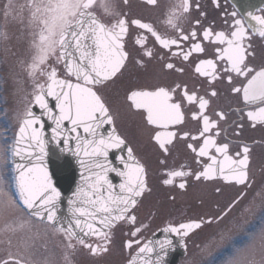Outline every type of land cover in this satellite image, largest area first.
Wrapping results in <instances>:
<instances>
[{
  "label": "snow or ice",
  "instance_id": "6c2138e0",
  "mask_svg": "<svg viewBox=\"0 0 264 264\" xmlns=\"http://www.w3.org/2000/svg\"><path fill=\"white\" fill-rule=\"evenodd\" d=\"M143 3L154 7L158 0ZM121 4L126 7L128 0H27L14 9L9 0L4 9L6 19L11 16L22 26L15 50L7 30H0V53L5 57L0 63L14 61L22 73L7 72L17 86L22 109L15 113L14 135L0 134L3 232L29 233L43 225L48 235L51 229L60 238L62 264H73L78 248L93 256L108 253L115 229L122 225L128 237L123 243L129 250L126 264H137V260L166 264L168 251L174 247V240L167 236L147 242L139 238L148 227L138 226L136 215L140 199L150 191L147 168L118 132L119 111H114L104 91L132 58L127 38L133 26L140 30L134 38L138 66L155 60L168 75L184 74L186 65L195 63L200 84L197 88L195 83L189 87L174 81L130 90L126 95L129 110L139 113L152 130L151 140L163 157L159 162L166 168L162 183L185 189L188 178L197 182L220 179L239 188L217 215L170 224L163 232L179 237L185 252L190 242L199 248L192 236L205 225L220 224L254 183L249 171L251 148L241 138L245 122L253 129H264V7L240 15L235 5L229 12L221 10V0H208L213 10H221L218 25L216 19L208 20V10L200 0H177L165 17L168 31L161 34L141 18L130 19ZM20 45L25 47L21 50ZM258 47L259 64L255 63ZM4 83L7 79L0 75V90ZM221 95L235 99L236 107L212 108L213 100ZM232 116L239 119L232 120L230 128H222ZM3 118H9L6 110ZM192 122L194 127L189 128ZM49 143L73 155L82 170L81 183L67 201L66 216L60 215L61 192L44 164ZM178 144L192 155L196 168L184 164L167 168ZM110 175L119 178V183H113ZM177 178H181L179 183ZM255 195L264 199V184ZM260 223L264 226V219ZM245 235L246 245L233 244V252L222 264H264V227ZM22 243L29 252L27 258L9 250L0 264H57L54 251L38 257L30 251V243ZM185 264H206V259L198 261L193 254Z\"/></svg>",
  "mask_w": 264,
  "mask_h": 264
},
{
  "label": "flooded vegetation",
  "instance_id": "af4514ba",
  "mask_svg": "<svg viewBox=\"0 0 264 264\" xmlns=\"http://www.w3.org/2000/svg\"><path fill=\"white\" fill-rule=\"evenodd\" d=\"M176 2L177 0H158V4L152 7L146 6L143 0H128L126 7L123 4L121 6L130 19L141 18L144 22L151 23L161 34H165L168 31L164 22L165 17L171 6ZM200 3L208 10V20L216 19L218 25L220 23L219 12L223 9H227L230 12L233 10V5H235V10L240 15L247 11H255L258 8L264 7V0H221V10H213L208 4V0H200ZM130 31L131 35L127 38V47L132 53V58L127 62V67L123 70V73L104 91L114 111H119L116 121L118 132L128 139L130 146L134 148L136 157L147 168L146 179L150 191L145 192L136 208L137 225H148L139 234V238L142 242H147L158 233L163 232V229L170 224L178 225L181 222H189L217 215L237 194L239 188L233 187L220 179L197 182L192 178H188L185 189H179L175 185L166 186L162 183V179L165 178L164 173L166 168L159 162L163 157L151 140L152 130L146 126L139 113L129 110V102L126 100V95L130 90L152 89L155 86L170 85L174 81L187 83L189 87L195 83L197 88L200 87V84L194 73L195 63L191 66L186 65L184 74L172 73L168 75L161 71L159 63L155 60L147 62L143 67L138 66L135 63L138 51L137 46L134 45V38L140 30L133 26ZM153 44L154 41L149 35L148 46L152 47ZM211 51L212 49L209 48V54ZM204 58H210V56H205ZM261 62V50L258 47L255 63L259 64ZM201 94H203L202 91ZM211 107L217 110L223 109L228 111L230 107H236V101L228 95H221L218 100H213ZM236 119H239V117L232 116L229 123H222L221 127L230 128L231 121ZM188 127H194V122L189 123ZM227 135L229 139L232 138L231 131ZM241 139L243 143H246L251 148L249 171L254 182L253 186L241 204L233 209L220 224L205 225L201 230L196 232V235L192 236L193 241L202 235H208L213 230L216 232L215 228L217 226L221 229L228 227L231 224L229 219L234 220L251 215L250 211H244V208L247 207L249 209L251 207V203L253 204L251 193L258 182L259 186L264 181V129L259 127L253 129L247 126V122H245ZM181 164L193 169L197 167L192 155L184 151L183 146L178 144L167 161V168H178ZM180 180L181 178H177L176 183H179ZM218 187L222 189V192L218 193L216 191ZM248 203H250V206L247 205ZM236 228L238 229V226ZM125 231L126 228L123 225L115 229L114 244L106 254L93 256L86 250L78 248L72 257L73 264H126V261L129 259V250L123 248L124 241L128 239ZM166 236L175 242V248L170 249L168 255L177 257L176 264H183L190 255L191 242L189 243L187 252H185L178 243L179 237L163 233L160 240ZM48 238L50 240V251H54L58 255V258H60L59 262L62 264L63 248L60 238L52 233L49 234ZM135 252L136 248L134 246L132 253L135 254ZM153 259H155V256H153ZM219 259L222 260V256ZM137 262V264H140L139 260Z\"/></svg>",
  "mask_w": 264,
  "mask_h": 264
},
{
  "label": "rangeland",
  "instance_id": "374dc122",
  "mask_svg": "<svg viewBox=\"0 0 264 264\" xmlns=\"http://www.w3.org/2000/svg\"><path fill=\"white\" fill-rule=\"evenodd\" d=\"M26 2L27 0H11L14 9ZM7 3H9V0H0V30H7L12 37L10 46L15 50L17 38L21 34L22 26L18 20H13L11 16L7 19L5 18L4 9ZM24 47V45H20L21 50ZM25 58H27L26 55ZM4 60L5 57L0 53V62ZM9 70L20 75H22V73L20 68L15 66L14 61L10 63H0V75H4L7 79V83H4L2 85V90H0V134L12 137L16 130L15 113L22 109V104L20 103V94L16 91L17 86L7 77V72ZM3 110H6L8 113L9 118L7 121L3 118ZM5 127H8L7 133H4ZM0 143H3L2 139H0ZM258 184L259 182L251 193L253 204L251 203V207L248 209L251 215L245 218H237L240 220L229 219L231 224L228 227L221 229L217 226L215 228L216 232L213 230L212 232H209L208 235L205 234L197 238L195 241L199 244V248L192 247L190 255L186 260L192 258L193 254H195L196 260L199 261L206 259V264H222V262L227 260L229 254L233 252V244L246 245V232L252 233L254 230L258 232L261 227H264L260 223L261 220L264 219V199L255 195L256 192L261 190L264 181L259 186ZM247 205L250 206V203ZM236 226H238V229ZM3 228L4 221L0 218V258L4 257L9 250L14 254H23L25 258H27L29 252L25 251L23 248L22 242L24 241H27L32 245L30 251L35 256L42 257L43 255L51 254L53 252L50 251V240L48 238L49 234L52 232L48 229V235H45L43 225H36L32 232L29 233H8L7 235L3 232ZM37 231L39 234H37ZM9 240L11 241V246H9ZM209 253H212V255H208ZM221 256L222 260L219 259ZM56 258L57 264H60V258H58V255H56ZM257 259H259V257H257ZM186 260L183 264H185Z\"/></svg>",
  "mask_w": 264,
  "mask_h": 264
},
{
  "label": "water",
  "instance_id": "95a60500",
  "mask_svg": "<svg viewBox=\"0 0 264 264\" xmlns=\"http://www.w3.org/2000/svg\"><path fill=\"white\" fill-rule=\"evenodd\" d=\"M39 110L37 109V112ZM50 135V133H46ZM45 151L47 155L44 157V164L47 167L49 176L52 177L53 184L57 190L61 192V208L60 215L66 216L67 201L72 197L73 192L81 183V167L77 159L70 153L61 152L60 148L54 143H49ZM114 159V156L112 157ZM113 183L118 184L119 178L110 175ZM175 248V244L174 247ZM167 264H176L175 256L168 257Z\"/></svg>",
  "mask_w": 264,
  "mask_h": 264
}]
</instances>
